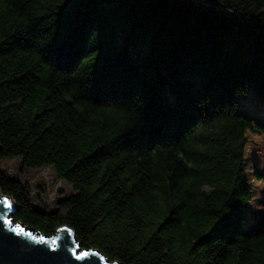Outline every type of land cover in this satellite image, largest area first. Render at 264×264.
Returning a JSON list of instances; mask_svg holds the SVG:
<instances>
[{"label":"trees","instance_id":"obj_1","mask_svg":"<svg viewBox=\"0 0 264 264\" xmlns=\"http://www.w3.org/2000/svg\"><path fill=\"white\" fill-rule=\"evenodd\" d=\"M225 2L264 18V0ZM65 3L0 0V160L20 158L23 174L50 166L75 190L40 209L0 167L13 219L46 235L68 226L120 264H264V215L219 228L234 206L264 209V73L226 57L237 30H262L199 1ZM247 86L242 111L229 98ZM142 92L163 129L151 136Z\"/></svg>","mask_w":264,"mask_h":264},{"label":"snow or ice","instance_id":"obj_2","mask_svg":"<svg viewBox=\"0 0 264 264\" xmlns=\"http://www.w3.org/2000/svg\"><path fill=\"white\" fill-rule=\"evenodd\" d=\"M212 7L218 17L226 22H233L236 24H246V23H255L258 25H264V18L260 16H251V15H237L236 11L229 10L228 4L225 0H211ZM69 0H66L64 4L63 12L67 11L69 8ZM97 31H99L97 29ZM65 39L68 41L69 45L73 47L74 40H75V31L71 27L70 24L67 25L65 31ZM235 46V42L233 44ZM236 87L231 90V99H235L241 106V110L244 111L240 100L247 99L250 97V87L247 86L245 91L239 97H235ZM143 94V92H142ZM204 92L200 91L199 89H195L190 92L188 97L186 98V103L190 105H195L196 108L199 106L200 99L203 98ZM144 96V111L146 114V125L142 130V134L144 136H151L159 131H162V128H155L153 126V115L154 112L149 105L148 100ZM177 107L176 97L171 93L167 96L166 104L162 106V111L164 113H172L174 109ZM167 123L172 122L171 115H166ZM14 210V203L8 196L0 197V220H3L4 223L11 226L13 224V220L9 218V214L13 213ZM258 215H264V209L257 211L254 208H249L244 205H237L234 206L232 212L227 214L223 217V219L219 223V228L222 231H227L232 227L238 226L240 220L250 221L252 218L257 217ZM238 222V223H237ZM13 231H17L18 234H26L31 236V233H24L23 229H13ZM65 231L71 233V229H66ZM32 239L36 240V237H32ZM38 243H47L43 237H40L37 240ZM56 244V241L52 242ZM33 251H37L45 255L50 259L52 264H73V262H80V264H97V261L103 260L104 257L100 256L98 253L85 251L82 247L78 244H73L71 246V256L65 257L62 252L58 251L57 248H52L51 250L47 248H35L32 249Z\"/></svg>","mask_w":264,"mask_h":264},{"label":"rangeland","instance_id":"obj_3","mask_svg":"<svg viewBox=\"0 0 264 264\" xmlns=\"http://www.w3.org/2000/svg\"><path fill=\"white\" fill-rule=\"evenodd\" d=\"M187 1H199L205 5L212 4L211 0ZM253 27L262 30V33L255 36L250 32L249 27H241L233 36L227 39L226 57L239 62H251L264 73V44L262 42L264 26L254 24ZM146 41L147 38H144V42ZM234 42L235 46H233ZM168 94L169 92L166 90L165 96L167 97ZM0 167L10 176L16 177L30 188L32 201L40 209L55 208L59 200L75 193L72 186L59 179L50 166L33 169L23 174L20 171V158H8L0 160ZM12 220L14 223H18L14 219Z\"/></svg>","mask_w":264,"mask_h":264},{"label":"water","instance_id":"obj_4","mask_svg":"<svg viewBox=\"0 0 264 264\" xmlns=\"http://www.w3.org/2000/svg\"><path fill=\"white\" fill-rule=\"evenodd\" d=\"M8 196L2 194L0 190V197ZM14 203V211L17 209V204L11 196H8ZM13 213L9 214V218L13 219ZM24 225V224H23ZM13 229H23L24 233H31V236L26 234H18L17 231ZM66 229H71L68 226H61L57 229L54 235H46L34 228H30L27 225L22 226V223H14L9 226L0 220V264H52L50 259L40 252L33 251L35 248H47L51 250L52 248H57L58 251L62 252L67 258L71 256V246L73 244L80 245L76 236L65 231ZM32 237H36L34 240ZM43 237L47 243H38L37 240ZM56 241V244L52 242ZM83 249V248H82ZM85 251H91L98 253L100 256L104 257L103 260L97 261V264H120L118 261H111L97 249H83ZM73 264H80V262H73Z\"/></svg>","mask_w":264,"mask_h":264},{"label":"bare ground","instance_id":"obj_5","mask_svg":"<svg viewBox=\"0 0 264 264\" xmlns=\"http://www.w3.org/2000/svg\"><path fill=\"white\" fill-rule=\"evenodd\" d=\"M23 226V225H22Z\"/></svg>","mask_w":264,"mask_h":264}]
</instances>
